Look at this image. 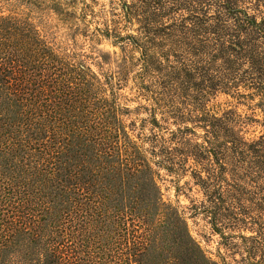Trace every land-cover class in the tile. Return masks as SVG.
<instances>
[{
  "label": "trees",
  "instance_id": "obj_1",
  "mask_svg": "<svg viewBox=\"0 0 264 264\" xmlns=\"http://www.w3.org/2000/svg\"><path fill=\"white\" fill-rule=\"evenodd\" d=\"M109 7L89 39L109 40L119 54L99 55L100 75L55 51L29 20L0 14V264H119L111 246L129 230L130 261L155 264L146 220L164 218L169 205L140 127L122 119L131 110L115 88L128 84L171 121L165 137L152 116L150 155L189 173L202 194L189 200L191 215L240 255L238 264H264V131L248 136L264 126V0ZM220 94L257 98L262 119L216 110L209 104ZM171 216L182 243L185 218ZM187 237L192 264H215Z\"/></svg>",
  "mask_w": 264,
  "mask_h": 264
},
{
  "label": "rangeland",
  "instance_id": "obj_2",
  "mask_svg": "<svg viewBox=\"0 0 264 264\" xmlns=\"http://www.w3.org/2000/svg\"><path fill=\"white\" fill-rule=\"evenodd\" d=\"M32 1L35 2V6L25 4L23 0H0V14L21 16L29 20L55 51L68 53L72 56L71 59L83 62L99 75L107 67L106 65L103 68L98 66L99 55L110 54L114 57L113 52L119 54L118 47L112 46L109 40L101 38L99 41L93 42L89 39L93 28L99 25L101 15L109 10L110 2L113 0H41L43 1L41 3H36L40 0ZM115 91L118 93V103L131 110L123 115V121L127 125L131 121H135L144 135L143 147L147 150L146 155L154 173L159 197L162 202L169 205L164 218L158 219L156 215L147 218L146 228L149 226L151 228V246L145 253L152 252L155 264H192V252H189V243H187V234H190L199 243L205 257L215 264L240 263L241 258L238 253H235L236 251L227 248L219 235L213 233L204 220L199 216L191 215L189 200H200L202 194L199 188L192 184L189 173L185 176L171 173L157 163V157L150 155L152 144L150 131L154 127L151 124L152 116L154 115L159 122L158 126H155V132L165 137L168 135L166 127L171 129V121L169 124L165 123L161 118L160 111L154 112L150 102L135 98L130 84L121 89L115 88ZM257 102V98L243 100L220 94L211 100L209 105L216 110L234 107L243 114L254 113L261 120L263 113L256 105ZM139 105L143 108L135 110ZM127 129L130 130L129 127ZM260 131H264V126L256 123L250 127L248 136L257 135ZM171 209L173 214L185 218L186 225L183 224L178 228L184 240L183 244L178 242L173 231L169 229L168 222H171L172 219ZM144 212V207L138 209V213ZM129 232L130 235H127V232H122L119 244L116 247L111 246L114 249L113 253L119 258V264H135L134 261H130V254L137 251L132 243V230ZM143 258V254L138 256L140 260Z\"/></svg>",
  "mask_w": 264,
  "mask_h": 264
}]
</instances>
